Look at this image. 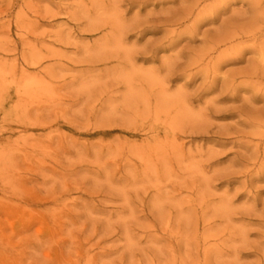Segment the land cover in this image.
I'll use <instances>...</instances> for the list:
<instances>
[{"label": "rangeland", "instance_id": "obj_1", "mask_svg": "<svg viewBox=\"0 0 264 264\" xmlns=\"http://www.w3.org/2000/svg\"><path fill=\"white\" fill-rule=\"evenodd\" d=\"M0 264H264V0H0Z\"/></svg>", "mask_w": 264, "mask_h": 264}]
</instances>
